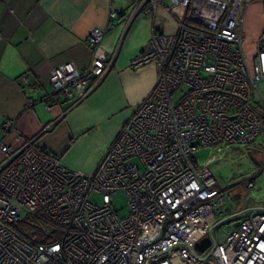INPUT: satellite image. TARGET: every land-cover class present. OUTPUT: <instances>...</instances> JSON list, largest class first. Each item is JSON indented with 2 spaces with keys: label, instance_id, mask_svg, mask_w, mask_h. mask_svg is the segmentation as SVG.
Wrapping results in <instances>:
<instances>
[{
  "label": "built area",
  "instance_id": "1",
  "mask_svg": "<svg viewBox=\"0 0 264 264\" xmlns=\"http://www.w3.org/2000/svg\"><path fill=\"white\" fill-rule=\"evenodd\" d=\"M129 1V12L111 8L107 27L90 32L89 66H52L51 93L39 100L46 110L52 95L72 105L82 100L109 68L105 33L140 13L152 17L151 37L129 67L155 65L156 81L90 173L66 168L34 138L17 148L0 141V264H264V212L252 214L255 226L249 215L226 223L205 261L181 247L150 256L176 241L203 256L209 247L198 252L196 243L234 212L230 189L216 186L209 165L232 146H257L261 131L255 94L262 98L264 31L250 63L241 32L252 0ZM158 8L174 20V33L161 29ZM202 148L216 154L201 162ZM118 190L126 193V216L111 204Z\"/></svg>",
  "mask_w": 264,
  "mask_h": 264
},
{
  "label": "crops",
  "instance_id": "2",
  "mask_svg": "<svg viewBox=\"0 0 264 264\" xmlns=\"http://www.w3.org/2000/svg\"><path fill=\"white\" fill-rule=\"evenodd\" d=\"M129 2L0 0V141L17 148L34 138L42 148L58 155L66 168L84 173L94 170L121 125L156 81L155 65L129 67L151 37L152 17L140 13L128 26L122 17L114 21L102 42L109 68L92 81L82 100L72 105L60 94L52 95V107L46 110L39 99L51 93L52 66L67 62L78 69L89 66L90 32L107 27L111 8L129 12ZM249 8L250 4L242 11V24ZM157 17L164 32L176 31L174 20L163 8L157 9ZM24 75L32 86L25 85ZM29 99L34 101L30 106ZM5 122L13 129L5 130ZM262 205L264 199L249 198L233 213Z\"/></svg>",
  "mask_w": 264,
  "mask_h": 264
},
{
  "label": "rangeland",
  "instance_id": "3",
  "mask_svg": "<svg viewBox=\"0 0 264 264\" xmlns=\"http://www.w3.org/2000/svg\"><path fill=\"white\" fill-rule=\"evenodd\" d=\"M250 5L252 8H249L244 15L241 26L242 46L249 63L255 54V40L259 33L264 31L262 30L264 29V0H252ZM257 26L259 29L256 28ZM259 91L262 98L257 92L255 98L262 118V127L254 140L257 146L244 148L232 146L221 155V158L214 160L209 165L216 178V186L221 189H230L233 195L234 210L239 207V204L240 206L246 204L249 198L264 199V84L259 85ZM214 154H216L214 149L202 148L196 153V156L199 161L205 162L208 157ZM249 179L253 180V186L250 188L244 184ZM91 197L96 203L101 202V195L95 194ZM111 204L119 216L128 214L124 190H118L112 195ZM225 225L216 228V238Z\"/></svg>",
  "mask_w": 264,
  "mask_h": 264
},
{
  "label": "water",
  "instance_id": "4",
  "mask_svg": "<svg viewBox=\"0 0 264 264\" xmlns=\"http://www.w3.org/2000/svg\"><path fill=\"white\" fill-rule=\"evenodd\" d=\"M256 212H264V205L258 206V207H246L245 209H242L239 212L229 214V215H226L224 217H220V218L216 219L210 225V228L208 229V234L204 238H202L200 241H198L195 245V249L198 252H204L209 247V249L207 250V252L203 256H197L189 245H187L185 242H180V241H176L175 243L171 244L170 246L166 247L165 249H163L159 252L151 253L150 256L157 255L163 251H168V255H170V249H175L176 247H181V248H186L195 258H198L200 260L205 261L207 256L209 254H212L211 251L214 249V247L216 245L215 230L218 226L226 224V223H231V222L233 225H236L237 220L240 217L245 216V215H249V218H250L253 226H255L253 221H252L251 216L253 213H256ZM214 258H215V256H214Z\"/></svg>",
  "mask_w": 264,
  "mask_h": 264
}]
</instances>
